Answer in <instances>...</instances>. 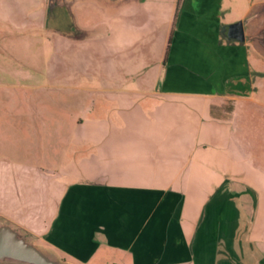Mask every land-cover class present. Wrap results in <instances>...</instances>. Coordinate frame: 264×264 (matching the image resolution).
<instances>
[{"label": "crops", "instance_id": "obj_1", "mask_svg": "<svg viewBox=\"0 0 264 264\" xmlns=\"http://www.w3.org/2000/svg\"><path fill=\"white\" fill-rule=\"evenodd\" d=\"M82 1L114 4L93 34L88 9L72 18L98 81L68 85L82 112L66 148L2 161L0 224L65 264H264V102L251 94L264 53L226 36L239 21L254 33L262 2L234 20L228 0H67L71 15Z\"/></svg>", "mask_w": 264, "mask_h": 264}, {"label": "rangeland", "instance_id": "obj_2", "mask_svg": "<svg viewBox=\"0 0 264 264\" xmlns=\"http://www.w3.org/2000/svg\"><path fill=\"white\" fill-rule=\"evenodd\" d=\"M147 1L128 0L124 4ZM263 1L228 0L234 20ZM113 7L82 1L71 15L67 0H0V164L7 156L38 163L43 151L49 156L51 149L61 152L68 146L72 120L82 112L74 105L76 98L68 85L98 81V58L91 56L93 44L88 34L85 37L73 28L72 18L75 16L76 23L82 21L88 9L93 23L89 34H93L97 24L93 19L99 15L106 19V12ZM251 80L255 82L254 75ZM251 94L264 102L263 90L254 89ZM258 133L260 166L264 167V123ZM250 140L255 151L256 137L252 135ZM252 236L264 257V219L261 224L258 219L254 222ZM91 264L119 263L103 258Z\"/></svg>", "mask_w": 264, "mask_h": 264}, {"label": "water", "instance_id": "obj_3", "mask_svg": "<svg viewBox=\"0 0 264 264\" xmlns=\"http://www.w3.org/2000/svg\"><path fill=\"white\" fill-rule=\"evenodd\" d=\"M250 19L261 21L254 33L246 34L244 23L239 21L228 26L226 36L236 42L250 41L264 53V2L257 5ZM0 261L20 264H65L33 245L10 223L0 224Z\"/></svg>", "mask_w": 264, "mask_h": 264}, {"label": "trees", "instance_id": "obj_4", "mask_svg": "<svg viewBox=\"0 0 264 264\" xmlns=\"http://www.w3.org/2000/svg\"><path fill=\"white\" fill-rule=\"evenodd\" d=\"M168 50H169V47H167V49H166V55H167V53H168Z\"/></svg>", "mask_w": 264, "mask_h": 264}]
</instances>
